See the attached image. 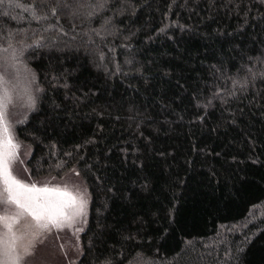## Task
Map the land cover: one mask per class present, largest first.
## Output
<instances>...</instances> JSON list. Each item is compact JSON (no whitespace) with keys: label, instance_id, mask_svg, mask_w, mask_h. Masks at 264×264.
Listing matches in <instances>:
<instances>
[{"label":"trees","instance_id":"trees-1","mask_svg":"<svg viewBox=\"0 0 264 264\" xmlns=\"http://www.w3.org/2000/svg\"><path fill=\"white\" fill-rule=\"evenodd\" d=\"M0 45L29 177L87 187L74 264H264V0H4Z\"/></svg>","mask_w":264,"mask_h":264},{"label":"snow or ice","instance_id":"snow-or-ice-1","mask_svg":"<svg viewBox=\"0 0 264 264\" xmlns=\"http://www.w3.org/2000/svg\"><path fill=\"white\" fill-rule=\"evenodd\" d=\"M4 0H0L3 4ZM34 10V6H33ZM5 81L0 77V206L14 205L15 215L0 216V264H22L29 254L32 241L25 243L26 237H33L51 228L71 227L77 218L85 215L87 201L83 194L72 193L66 187H38L18 179L12 170L19 145L14 142L7 120V108L11 102ZM30 217L24 231L17 225Z\"/></svg>","mask_w":264,"mask_h":264},{"label":"rangeland","instance_id":"rangeland-1","mask_svg":"<svg viewBox=\"0 0 264 264\" xmlns=\"http://www.w3.org/2000/svg\"><path fill=\"white\" fill-rule=\"evenodd\" d=\"M16 51L17 49L13 48V46H7L6 49L0 45V52L3 53L2 56L7 58L6 63L2 62L0 59V77L5 81L3 87L8 90L11 96V102L8 104L7 108V120L14 142L19 145L16 161L12 166L13 174L21 181L28 184H36L38 187H43L45 185L48 187H66L74 194H83L87 201L85 208L86 214L77 218L71 227H65L63 229L51 228L49 231L39 232L34 237L29 234L25 239V243L31 240L32 246L29 249V254L24 256L22 264H74V258L80 250V235L85 228L87 218L89 204L88 190L75 171L62 177H42L36 180L29 177L24 163L30 150L16 138L14 130L16 128V123L22 120L28 110L34 106L36 91L33 84L34 78L29 72V69L20 65L23 64L21 61V54L18 56V61ZM15 53L16 56L14 55ZM257 211L258 207L250 210L246 218L248 224L251 222L255 223L259 218ZM16 212L17 209L14 205L0 206V216H12L15 215ZM30 222L31 218L27 217L21 220L20 225L16 227L19 231H24V226ZM3 231V227L0 226V232Z\"/></svg>","mask_w":264,"mask_h":264}]
</instances>
